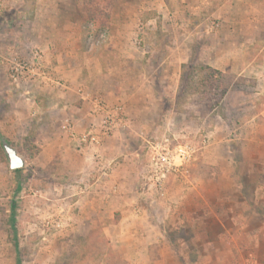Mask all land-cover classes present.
Instances as JSON below:
<instances>
[{"label":"rangeland","instance_id":"1","mask_svg":"<svg viewBox=\"0 0 264 264\" xmlns=\"http://www.w3.org/2000/svg\"><path fill=\"white\" fill-rule=\"evenodd\" d=\"M53 5L0 0V135L26 161L10 171L0 148V264H264V0ZM36 54L39 76L12 79ZM207 66L228 84L216 106ZM96 100L122 122L93 179L63 136ZM166 138L194 159L158 186L147 154Z\"/></svg>","mask_w":264,"mask_h":264},{"label":"built area","instance_id":"2","mask_svg":"<svg viewBox=\"0 0 264 264\" xmlns=\"http://www.w3.org/2000/svg\"><path fill=\"white\" fill-rule=\"evenodd\" d=\"M39 60L36 54L31 63L25 61L16 62L10 68L11 78L17 81L25 75L32 77L39 76L36 73V70L40 67ZM79 93L83 95L81 90H79ZM84 97L86 100L89 98L87 94H84ZM92 106V111L101 112L103 118L99 126L93 127L82 141L92 145H99L100 141L104 137H109L114 132L115 127L122 122L120 116L122 113L121 108L108 110L99 100L93 101ZM68 134L70 137H74L73 132H68ZM194 152L191 146L187 144L174 145L169 138H166L164 143L150 146L147 154V163L150 168L151 178L160 186L169 174L179 172L183 166L190 163L194 159Z\"/></svg>","mask_w":264,"mask_h":264},{"label":"crops","instance_id":"3","mask_svg":"<svg viewBox=\"0 0 264 264\" xmlns=\"http://www.w3.org/2000/svg\"><path fill=\"white\" fill-rule=\"evenodd\" d=\"M52 3H54L52 8L55 10L56 13H58V15L60 14L61 11H63V12L67 11L69 16L71 14H74V12H76V13H79V12L81 13L82 12V7L80 5L81 4V0H52ZM71 3H72L73 6L71 5ZM69 18L70 17L67 18L68 21H69ZM53 28L54 29L51 30L52 33H55V32L59 31L63 35H68V36H71L74 33V31H73L72 27H70V25L66 26V29H65V27L61 28V27H58V26L53 27ZM67 44H69V43H67L65 41L62 42V45L64 46V48L68 47ZM62 45L59 46V47H62ZM44 48L48 49L49 53H52V51H54V49L56 47L54 48V46L52 47L51 43H48V45H46V47H44ZM79 90H81L83 92V95L80 94V100L83 102L84 105H86L87 103H86V99L84 97V94L86 95V93L82 89H79ZM76 111L77 112H81V108H78ZM90 113H93V114L88 115V112H86L85 114L78 113L79 117L77 118V120H75L73 118L75 121L72 118H69V117H66L64 119V128H65V131L67 133V136L64 135L63 137L68 140L69 145H68V143L65 142L66 145L64 144L63 148H64L65 152L70 147H72L74 151L78 150V154H81L78 157L81 158V160L83 159V160H85L87 162L89 161V163H92V168L90 167V169L88 170V174H89L88 176L94 179V178H97V177L100 178L101 176L108 174V170L104 169V168H106V166L109 165V163H108L109 161L105 160L104 157L102 156V153L104 152V150L106 148V143L108 141L101 140L99 145H94V144L92 145V144H88L87 142H83L82 141V139L85 138L86 134L93 127H98L99 124H100L99 119L96 120V117L100 113L96 112V111L93 112L92 108H91V112ZM93 117H95L94 118L95 120L93 119ZM67 122H69V123L67 124ZM52 124H54V122ZM68 132H73L74 133V137H70ZM103 139H106V138H103ZM113 139H115V140H119L120 139V135L116 132V129H115L114 133L111 135L110 140L113 141ZM70 142H71V144H70ZM91 172H96V173L92 174ZM96 184H97V179L95 180L94 184L90 185L91 189H89V190H91V191L93 190L96 195H103L104 193H106V191L104 193L102 191L104 189L103 186H98ZM86 187H88V185ZM81 191H83V192L87 191V193L90 192L87 189H81ZM105 196L106 195L104 194L102 197L104 198ZM103 198H102V200H104ZM99 203H100V205L101 204L102 205L108 204L107 201L106 202L104 201V203L103 202H99ZM88 204L92 205V202L88 203ZM94 206H96V205H94ZM121 207H122L121 208V213L122 214L127 212V210H129L131 208V206L127 207L125 205H122Z\"/></svg>","mask_w":264,"mask_h":264},{"label":"trees","instance_id":"4","mask_svg":"<svg viewBox=\"0 0 264 264\" xmlns=\"http://www.w3.org/2000/svg\"><path fill=\"white\" fill-rule=\"evenodd\" d=\"M192 67L191 68H188V73H191L193 72L192 71ZM200 71L202 73L205 74V79L203 80H200L196 83V87L197 88H203V89H207L208 87H213L214 86V91H215V96H214V104L213 106H216V104L218 103L219 100H221L225 94H226V91H227V87H228V84L225 80V75L224 73L218 71V70H215L211 67H201L200 68ZM192 77V74L189 76V74L187 76H185L183 74L182 76V83H188L190 78ZM0 148H1V144H0ZM2 150V148H1ZM18 170L14 171V172H17Z\"/></svg>","mask_w":264,"mask_h":264},{"label":"water","instance_id":"5","mask_svg":"<svg viewBox=\"0 0 264 264\" xmlns=\"http://www.w3.org/2000/svg\"><path fill=\"white\" fill-rule=\"evenodd\" d=\"M0 144L2 151L5 155L8 169L10 171H16L24 168L26 161L23 155H21L16 148L0 135Z\"/></svg>","mask_w":264,"mask_h":264}]
</instances>
